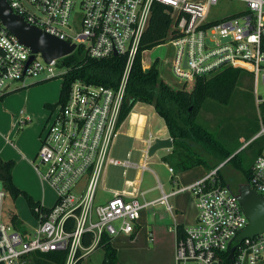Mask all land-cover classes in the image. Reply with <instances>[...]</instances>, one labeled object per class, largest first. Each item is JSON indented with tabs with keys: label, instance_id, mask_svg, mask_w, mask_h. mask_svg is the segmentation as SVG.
<instances>
[{
	"label": "built area",
	"instance_id": "2783aa9c",
	"mask_svg": "<svg viewBox=\"0 0 264 264\" xmlns=\"http://www.w3.org/2000/svg\"><path fill=\"white\" fill-rule=\"evenodd\" d=\"M7 1L26 21L75 43L71 53L81 48L94 59L121 54L126 63L116 87L77 79L70 84L64 102L47 107V126L39 137L33 166L54 191L55 202L48 210L35 207L37 224L31 232L18 229L11 217L4 215L6 190L2 185L0 264H30L32 253L54 250H68L65 264H74L77 251L80 257L85 256L102 235L131 234L141 209L154 202L141 203L137 195L121 192L94 204L95 188L107 162L148 169L147 150L154 141L151 134L138 163L111 158L109 150L119 133L129 71L156 3L163 4L171 18L161 43L173 46L172 57L165 63L180 81L179 88L192 85L198 76L233 66L252 75L254 93L261 100L256 85L259 80L264 85V0H236L234 11L214 19L208 18V13L219 0ZM145 50H141L143 69L157 61L144 59ZM64 57L46 61L41 52H32L0 19V98L14 90V83L27 78L40 74L44 79L63 77L69 70ZM57 66L65 68L64 72L55 74ZM260 135H264L262 122L255 136ZM223 164L179 189L192 194L197 213L195 221L177 234L175 264H220L225 253L232 264H264V232L236 240L248 219L237 191L217 177V169ZM248 183L264 198V146L253 161ZM165 197L159 199L164 201ZM88 234L92 244L84 247L82 239Z\"/></svg>",
	"mask_w": 264,
	"mask_h": 264
},
{
	"label": "trees",
	"instance_id": "16d2710c",
	"mask_svg": "<svg viewBox=\"0 0 264 264\" xmlns=\"http://www.w3.org/2000/svg\"><path fill=\"white\" fill-rule=\"evenodd\" d=\"M170 21L171 18L165 6L156 3L129 71L119 121L122 122L127 117L137 102L150 104L163 119L168 134L172 138L171 152L164 156L163 160L171 166L173 171L180 172L196 165H203L207 171H210L230 157L223 165L232 162L242 172L245 183H248L253 161L264 146V135L254 139H260L259 146L256 151L252 152L249 165L244 166L238 153L232 156L234 151L225 148L209 130L208 125L198 121L199 113L205 109L208 99L222 104L229 102L235 87L244 75L243 70L233 66L223 67L209 76L196 77L192 85L175 88L159 77L157 62H154L147 72L142 68L141 50L163 42ZM63 62L69 66V70L62 77L57 102H64L70 84L77 79L116 87L124 70L126 58L121 54L100 59L89 58L81 48H77L73 53L65 55ZM51 105L47 104V107ZM259 108L260 120L264 123V99L260 101ZM206 110L203 112L212 113V110ZM199 150L204 151L210 158L203 156ZM212 160H215L214 165L210 164ZM13 165V160H4L0 157V181L6 192L12 198L20 194L25 195L34 216L36 206H41L42 210H48V207L34 200L32 196L14 184L12 181ZM216 174L222 184H228L220 174V169H217ZM11 220L16 227L21 225L16 213L11 214ZM177 234H182L181 227H177ZM111 238L102 235L96 246L103 250L101 264H120L117 251L111 245ZM91 244V235H85L82 245L89 247ZM79 254L80 250L77 251L74 264H81L82 257ZM67 255L68 250L34 252L30 255V264H65ZM220 264H232L226 253Z\"/></svg>",
	"mask_w": 264,
	"mask_h": 264
},
{
	"label": "rangeland",
	"instance_id": "374dc122",
	"mask_svg": "<svg viewBox=\"0 0 264 264\" xmlns=\"http://www.w3.org/2000/svg\"><path fill=\"white\" fill-rule=\"evenodd\" d=\"M237 6L236 0H219L210 8L208 18H219L234 11ZM172 51V45L161 43L146 49L143 52V58L149 61L157 59L155 62L158 64L159 77L170 86L179 88L180 81L168 71L165 63V60L168 61L172 57ZM64 70L65 68L57 66L55 74L64 72ZM243 72L244 75L235 87L229 102L222 104L208 99L205 109L199 113L198 121L208 125L209 130L223 146L229 151H234L231 155L238 153L243 160V165L248 166L252 152L257 150L260 143V139H254L257 138L255 135L260 130L259 103L264 99V85L260 80L256 85L257 95L261 99L258 100L254 93L252 75L247 71L243 70ZM61 78L62 76L58 75L44 79V74L27 78L24 81L14 83L13 92L11 91V93L9 92L0 98V148L5 144L3 137L9 134L12 146L6 143L7 146L3 148V151L5 155H9V159L14 161L12 181L18 188L32 196L34 200L42 199V202L48 207L54 204L55 193L48 185L41 186L36 172L26 162L24 155L28 150L27 147L38 146L39 137L45 132L48 115L46 102L48 99L52 104L58 101ZM16 86L22 88L16 89ZM206 109L212 110L213 114L203 112L207 111ZM150 122L151 118H149ZM152 124L153 128L158 129L162 126V118L157 117L156 120L152 121ZM148 131L149 128H146V135ZM116 140L117 142L120 141V136ZM160 152L157 151V154ZM199 153L209 157L204 151L199 150ZM214 161H210V164L214 165ZM148 166L153 165L148 163ZM220 174L236 191L239 184L245 183L242 172L232 162L222 165ZM112 179H116L113 172L105 171L104 174L102 173L95 188L94 204L101 203L110 196L107 190L113 185ZM141 180L143 189L151 188L156 183L153 173L149 170L143 172ZM80 183H84L83 178ZM3 211L6 218L11 217L13 213L17 214L21 221L18 229L25 228L31 232L37 224V220L30 211L27 199L23 194L12 198L6 192ZM120 249L118 254L120 264H171V256L168 250H132L123 243H121ZM102 259V248L95 247L82 257L81 264H101Z\"/></svg>",
	"mask_w": 264,
	"mask_h": 264
},
{
	"label": "crops",
	"instance_id": "0c3cea01",
	"mask_svg": "<svg viewBox=\"0 0 264 264\" xmlns=\"http://www.w3.org/2000/svg\"><path fill=\"white\" fill-rule=\"evenodd\" d=\"M15 88L20 89L22 87L16 86ZM47 104H52L50 99L46 102V106ZM157 117L160 116L155 112L152 105L137 102L127 117L121 122L119 133L116 136V138L120 136V141L117 142L116 138L114 139L109 150V156L118 160L140 162L146 149V139L149 134L154 139L169 137L163 119L161 127L158 129L153 128L152 121L156 120ZM149 118H151L150 123ZM146 128H149L147 135L145 133ZM3 139L5 144L0 148V157L4 160H9V155L4 154L3 148L7 146L6 143L11 145L12 141L9 134L5 135ZM38 146L27 147L28 150L26 155H24L26 162L32 169H34L33 160ZM171 149L162 148L157 150L161 151L160 153L157 154V151H155L149 156L148 163L153 166H148L147 170L153 173L156 183L148 189H143L141 186L142 174L145 170L115 165L110 162L105 164L103 174L105 171L113 172L116 179H112L113 185L107 190L110 196L105 198L103 202L110 199L115 193L121 192L137 195L141 203L154 201L141 209L139 218L135 222L134 231L131 234H118L111 238L110 242L117 251V257L121 250V243H123L132 250H168L171 256V264H175L174 248L177 227L184 228L192 224L197 213L192 194L189 191H179V189L182 186L193 183L208 171L203 165H196L180 172L170 171L171 166L163 160V157L168 155ZM153 157L156 158L154 159ZM135 158L137 159L135 160ZM34 171L36 172L35 169ZM36 174L41 186H46L47 184L41 180L37 172ZM163 195L166 197L164 201H161L159 198ZM38 201L43 206H46L42 199H38Z\"/></svg>",
	"mask_w": 264,
	"mask_h": 264
},
{
	"label": "water",
	"instance_id": "95a60500",
	"mask_svg": "<svg viewBox=\"0 0 264 264\" xmlns=\"http://www.w3.org/2000/svg\"><path fill=\"white\" fill-rule=\"evenodd\" d=\"M0 19L6 28L12 32L21 42L30 46L32 52H41L46 61L62 57L71 53L75 43L61 39L40 27L26 21L21 14L13 11L7 0H0ZM31 55L29 61L32 59ZM148 67L144 68L147 72ZM172 138H155L148 147L147 154L151 156L155 151L172 148ZM230 158V157H229ZM227 158L224 163L229 159ZM3 183L0 181V188ZM239 203L248 219L244 229L237 235L236 240L253 237L264 232V198L249 183H241L237 187ZM233 247L229 249V257H232Z\"/></svg>",
	"mask_w": 264,
	"mask_h": 264
}]
</instances>
